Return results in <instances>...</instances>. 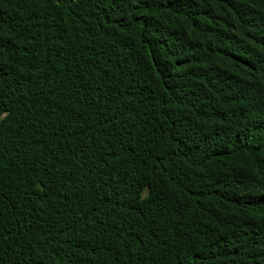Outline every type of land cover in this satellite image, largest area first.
<instances>
[{"label":"trees","instance_id":"1","mask_svg":"<svg viewBox=\"0 0 264 264\" xmlns=\"http://www.w3.org/2000/svg\"><path fill=\"white\" fill-rule=\"evenodd\" d=\"M0 264H264V0H0Z\"/></svg>","mask_w":264,"mask_h":264}]
</instances>
